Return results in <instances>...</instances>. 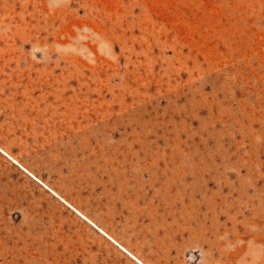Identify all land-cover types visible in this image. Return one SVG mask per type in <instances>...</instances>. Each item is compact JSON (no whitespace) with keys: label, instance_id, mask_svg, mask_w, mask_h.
Listing matches in <instances>:
<instances>
[{"label":"rangeland","instance_id":"1","mask_svg":"<svg viewBox=\"0 0 264 264\" xmlns=\"http://www.w3.org/2000/svg\"><path fill=\"white\" fill-rule=\"evenodd\" d=\"M0 264H264V0H0Z\"/></svg>","mask_w":264,"mask_h":264},{"label":"bare ground","instance_id":"2","mask_svg":"<svg viewBox=\"0 0 264 264\" xmlns=\"http://www.w3.org/2000/svg\"><path fill=\"white\" fill-rule=\"evenodd\" d=\"M1 148V147H0ZM2 149V148H1Z\"/></svg>","mask_w":264,"mask_h":264}]
</instances>
